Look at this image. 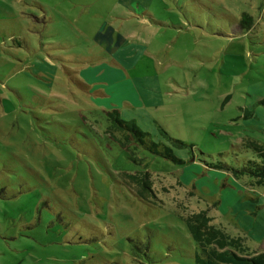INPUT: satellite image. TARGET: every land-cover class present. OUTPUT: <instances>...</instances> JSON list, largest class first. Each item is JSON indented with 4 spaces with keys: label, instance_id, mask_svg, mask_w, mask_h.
<instances>
[{
    "label": "rangeland",
    "instance_id": "374dc122",
    "mask_svg": "<svg viewBox=\"0 0 264 264\" xmlns=\"http://www.w3.org/2000/svg\"><path fill=\"white\" fill-rule=\"evenodd\" d=\"M107 31L121 52L95 40ZM102 59L118 73L93 76ZM88 72L118 86L110 105ZM140 90L163 100L149 109L163 125L138 127L183 163L107 133ZM263 99L264 0H0V264H196L185 218L204 210L258 247L264 185L240 170L259 160L248 142L264 146ZM146 171L154 193L127 176Z\"/></svg>",
    "mask_w": 264,
    "mask_h": 264
},
{
    "label": "trees",
    "instance_id": "16d2710c",
    "mask_svg": "<svg viewBox=\"0 0 264 264\" xmlns=\"http://www.w3.org/2000/svg\"><path fill=\"white\" fill-rule=\"evenodd\" d=\"M254 24V16L245 12L237 21V29L242 33H248L254 27ZM261 102L264 104V99ZM107 113L109 118L116 124L114 126L116 129L108 128L107 133L114 137L109 130L119 132L123 139L120 136L114 137V139L127 149L135 143L137 146H143L153 154L161 155L177 163H183V160L175 154L172 146L163 141H154L150 133L140 129L134 121L122 119L117 109ZM160 133L166 138V141L172 142L173 145L178 147L188 146L184 141L171 136L166 130H162ZM248 145L257 153L259 160H249L248 163L252 164L251 168H244L240 170V173L247 172L255 178V183L264 185V146L254 140L249 141ZM137 146L134 145L135 148ZM134 153L132 151L131 154L134 155ZM140 175L127 174L130 180L137 182L139 191L141 190L142 194H146L148 191L154 193L151 189L150 173L146 171ZM206 214L207 211L204 210L203 212L188 214L185 218L191 234L199 245L195 253L196 264H264V253L254 254L250 252L248 247L241 242V238L232 236L229 232L213 224V218L206 216Z\"/></svg>",
    "mask_w": 264,
    "mask_h": 264
},
{
    "label": "crops",
    "instance_id": "0c3cea01",
    "mask_svg": "<svg viewBox=\"0 0 264 264\" xmlns=\"http://www.w3.org/2000/svg\"><path fill=\"white\" fill-rule=\"evenodd\" d=\"M118 36H117V38H115L113 31H107L105 33L98 32L94 36V38L99 43H101V45H104V50L108 54H115L116 52H121L123 50V49L120 50L121 45L120 46L118 45V42H119ZM115 39H116V41H115ZM114 43L118 46L112 47L111 45ZM118 70L119 69L116 67V64H114L113 66H109V65H107L106 61H104L102 59L101 62H98V64L93 65L92 71L89 70V72H92L93 76H97L95 74H98V75H100V74L104 75L105 74V76H107V74H108V76H111V75H114L116 72L118 73ZM89 72L85 75V80H88V82L83 80V84L87 87V90L91 94H95L97 96V98H100V100H103L102 106H104V104H105V106L110 105V102H109L111 100L110 96H112V94L114 92H119V90H117L118 86H114L115 90L111 93L110 88L108 86L109 83L107 82V79L102 80V81H100V79H90L91 76L88 75ZM144 80L143 79H137L133 83L128 81L129 87L127 89L130 90V95L134 94V96H137L136 90L139 87V82H142V84H143ZM146 80H148V79H146ZM140 91H141L140 97L142 98L143 103L141 102V100H139L140 98L139 99L136 98V105L135 106H133V104H131V101H129V99L123 100V102L126 103V104H124L125 109L130 111L129 112L130 115H128V116H130V117H128L130 119H128V120L124 119V120L134 121L136 124H138V126L141 124L140 120H143L147 123V126H149L151 128V130H156L160 125H163V123L154 114H152L149 109L159 106V104H161L163 102V100L160 99L159 96L154 94V93H150L148 91L146 92L144 90H140ZM156 91H158V90H156ZM113 109H117L119 111L120 117L121 116L124 117L123 105H121V106L115 105L114 107H112V110ZM250 212L254 213V211H250ZM254 214L256 215V218L253 221H251V222H253L251 224H253L254 227L258 226L257 227L258 231L260 229L263 230L264 229V216H263L264 215V208H263V212L259 211V213H254ZM231 235L234 236L233 234H231ZM248 241H249V239L247 237L245 245L248 247V250L250 252H252L254 254L264 253V243H261L259 246L256 245L258 247L254 248V246H251L248 244Z\"/></svg>",
    "mask_w": 264,
    "mask_h": 264
}]
</instances>
